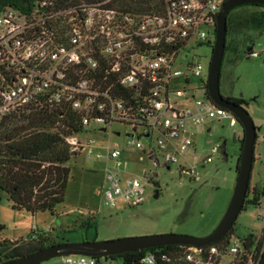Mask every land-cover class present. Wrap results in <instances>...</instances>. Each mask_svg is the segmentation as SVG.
<instances>
[{
  "label": "built area",
  "instance_id": "built-area-1",
  "mask_svg": "<svg viewBox=\"0 0 264 264\" xmlns=\"http://www.w3.org/2000/svg\"><path fill=\"white\" fill-rule=\"evenodd\" d=\"M225 1L164 0L163 12L143 16L109 8L108 0L56 13L44 11L51 4L49 0L34 2L26 11L6 8L0 13V121L31 107L70 109L79 117L80 131L67 137L66 144L74 156L85 152L89 158L101 155L94 149L96 141L86 137L84 130L88 131L93 121L103 124L101 131L121 123L132 128L128 146L142 150L157 165L159 156L166 166L182 158L180 176L198 180L196 155L193 162L187 158L195 146L188 126L233 114L205 97L207 80L202 79L205 67L201 63L190 62L185 73L173 72L172 66L191 38L210 41ZM58 15L68 16L70 27L63 35L58 29H65L64 24L56 26L53 20ZM251 55L257 56L255 52ZM183 75L186 83H190V76L201 79L193 90H200L203 96L193 95L191 107H178L172 99L186 96V90H170V82ZM122 88L131 91L130 96ZM234 120L231 118L232 123ZM154 132L159 134L156 142L151 141ZM142 136L149 138L146 145L140 141ZM219 148L213 146L203 163L211 162ZM106 150L104 205L120 200L141 204L145 185L137 178H123L126 163L117 143L108 144ZM233 239L232 235L224 250L214 245L186 248L181 258L190 264H229L228 258L247 251L242 238ZM154 259L150 254L144 262L153 264ZM62 263L96 261L67 255L62 256ZM248 264L256 263L250 257Z\"/></svg>",
  "mask_w": 264,
  "mask_h": 264
},
{
  "label": "rangeland",
  "instance_id": "rangeland-1",
  "mask_svg": "<svg viewBox=\"0 0 264 264\" xmlns=\"http://www.w3.org/2000/svg\"><path fill=\"white\" fill-rule=\"evenodd\" d=\"M214 40L215 35H212V46ZM226 47L220 72L221 94L244 99L243 107L256 129L249 180L252 188L261 186L264 181V7L243 5L230 11ZM251 47L256 57L247 54ZM211 56V45L193 37L178 54L172 71L185 73L190 62H199L205 67L202 79L207 80ZM200 84V78L191 76L190 83H186L184 75L170 82L171 91L186 90V96L182 98L172 96L178 107H191L193 95L195 98L203 96L200 90H193ZM231 118L235 119L234 116ZM231 118L205 120L201 125L188 126L195 146L187 158L193 162L196 155L199 171L196 181L180 176L178 168L183 162L182 158L180 162L166 166L159 156L157 165L142 150L128 146L126 142L132 132L130 126L115 122L106 131H101L103 124L93 121L88 131H84L86 137L96 141L94 149L101 157L89 158L82 152L70 159L67 164L70 179L65 199L55 215L14 210L0 191V225L3 226L0 229V242L30 243L32 235L39 237L43 233L55 244L170 233L203 237L212 233L229 205L237 179L236 165L244 132L236 120L231 122ZM158 136L154 132L151 141L156 142ZM140 141L146 145L149 138L142 136ZM114 143L119 145L121 158L126 163L122 169L123 178H137L145 185L144 200L139 205H130L123 200L109 207L103 203L106 147ZM216 145H220V148L212 156V161L203 163L207 156H211V148ZM234 229V239L249 234L262 235L264 197L257 206H245L237 217ZM231 258L226 260L227 263ZM101 263L109 264L104 260ZM39 264L64 263L62 256H58Z\"/></svg>",
  "mask_w": 264,
  "mask_h": 264
},
{
  "label": "trees",
  "instance_id": "trees-1",
  "mask_svg": "<svg viewBox=\"0 0 264 264\" xmlns=\"http://www.w3.org/2000/svg\"><path fill=\"white\" fill-rule=\"evenodd\" d=\"M37 1L39 0H0V13L8 7L22 11L30 10ZM49 1L51 4L44 8L46 13L65 12L70 9L78 11V6L82 4H93L105 0ZM107 6L121 13L143 16L163 12L164 0H108ZM53 20L56 26L64 24L65 29H58V34H65L70 27L68 16L58 15ZM61 20L62 23H60ZM215 30L214 24L213 35ZM207 43L213 49L211 42ZM226 48L225 46V50ZM252 52L249 50L247 54L251 55ZM121 90L130 96L131 91L123 88ZM203 90L205 97L209 98L206 82H204ZM223 97L240 106L245 104L242 98ZM234 118L238 122L235 116ZM78 122L79 117L70 109L61 111L56 106L49 105L31 107L10 114L0 121V191L5 194L14 210H25L32 214L49 212L55 215L57 208L65 199L67 183L70 179V167L67 164L74 157L66 144V138L79 133ZM242 143L243 138L240 149ZM239 162L240 156L236 166ZM263 197L264 181L261 186L252 188L249 186L243 209L246 205H259ZM234 226L235 224L224 238L209 246L214 245L224 250L235 232ZM2 228L3 226L0 225V229ZM242 240L244 241L243 250L247 251L231 256L229 264H248L250 257L256 264H264V230L260 236L249 234L242 237ZM53 244L55 242L44 233L31 239L30 243L3 240L0 242V264L33 254ZM189 247L192 246H158L107 257H94V259L96 264H102L101 260L109 264H146L145 257L153 254L155 258L153 264H190L181 258L183 251ZM162 255H166L167 259H164Z\"/></svg>",
  "mask_w": 264,
  "mask_h": 264
},
{
  "label": "water",
  "instance_id": "water-1",
  "mask_svg": "<svg viewBox=\"0 0 264 264\" xmlns=\"http://www.w3.org/2000/svg\"><path fill=\"white\" fill-rule=\"evenodd\" d=\"M263 5L264 0H226L216 16L215 40L207 72L209 98L220 107L230 111L243 128L244 136L240 162L236 167L237 179L229 205L212 233L203 237L182 234H161L143 237L120 238L108 241L64 242L50 245L33 254L1 264H39L53 257L82 255L87 257H107L158 246L187 245L197 248L216 243L228 234L243 209L249 188V180L254 160L256 129L247 110L234 102L226 100L220 91V72L226 46L227 17L231 10L243 5ZM252 50V47L249 48ZM224 146H222V149Z\"/></svg>",
  "mask_w": 264,
  "mask_h": 264
},
{
  "label": "crops",
  "instance_id": "crops-1",
  "mask_svg": "<svg viewBox=\"0 0 264 264\" xmlns=\"http://www.w3.org/2000/svg\"><path fill=\"white\" fill-rule=\"evenodd\" d=\"M208 131H209V129H208ZM192 133V132H191ZM127 204H130V203H127ZM130 205H132V204H130Z\"/></svg>",
  "mask_w": 264,
  "mask_h": 264
}]
</instances>
